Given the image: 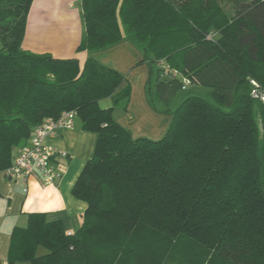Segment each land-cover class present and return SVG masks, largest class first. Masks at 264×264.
Returning <instances> with one entry per match:
<instances>
[{
  "label": "trees",
  "instance_id": "16d2710c",
  "mask_svg": "<svg viewBox=\"0 0 264 264\" xmlns=\"http://www.w3.org/2000/svg\"><path fill=\"white\" fill-rule=\"evenodd\" d=\"M218 4L172 0H82L85 35L77 59L23 49L34 0H0V173L34 131L65 112L98 135L72 191L87 204L83 224L33 214L12 236L8 264H264V0ZM131 42L148 64L151 108L172 115L160 140L134 139L114 118L131 96L118 71L92 55ZM207 97L170 108L183 81ZM110 99L111 108L101 102Z\"/></svg>",
  "mask_w": 264,
  "mask_h": 264
},
{
  "label": "crops",
  "instance_id": "0c3cea01",
  "mask_svg": "<svg viewBox=\"0 0 264 264\" xmlns=\"http://www.w3.org/2000/svg\"><path fill=\"white\" fill-rule=\"evenodd\" d=\"M85 35L82 0H34L29 16L23 49L31 54H49L56 59H77L81 66L89 59L88 52H78ZM101 64L121 73L131 85V96L126 104V115L114 111L115 120L130 131L134 139H162L170 128L173 117L161 116L148 103L146 85L149 68L142 63L143 53L131 42L120 44L92 55ZM140 94L134 99L132 83ZM132 97V98H131ZM111 108L112 101L104 100ZM130 102V104H129ZM119 104V105H120ZM98 135L75 128H57L45 140L48 148L67 154L53 161L62 174L55 186H43L38 178L28 184H14L0 173V264H8L12 236L17 228H26L33 214H45L49 223L61 222L68 234H75L83 224L87 204L76 199L73 188L84 169L92 160Z\"/></svg>",
  "mask_w": 264,
  "mask_h": 264
},
{
  "label": "built area",
  "instance_id": "2783aa9c",
  "mask_svg": "<svg viewBox=\"0 0 264 264\" xmlns=\"http://www.w3.org/2000/svg\"><path fill=\"white\" fill-rule=\"evenodd\" d=\"M159 66L164 69V72H172L174 77H181V74L172 71L165 62H160ZM184 90L190 86L188 78L183 77ZM251 97L264 103V87L255 80L250 81ZM76 112H65L59 120H48L41 127L37 128L29 142L18 150L13 158L12 165L3 172L7 180L14 184H22L25 187V192H28V184L38 178L40 183L45 186H55L62 179V174L58 172L53 161L57 157H66L67 154L48 148L45 145V140L51 137L57 128L73 129L77 123Z\"/></svg>",
  "mask_w": 264,
  "mask_h": 264
},
{
  "label": "rangeland",
  "instance_id": "374dc122",
  "mask_svg": "<svg viewBox=\"0 0 264 264\" xmlns=\"http://www.w3.org/2000/svg\"><path fill=\"white\" fill-rule=\"evenodd\" d=\"M183 0H172L173 3L175 4H180V2H182ZM204 1H210L211 4H218L221 8H223L222 10H224L229 17H233L235 16V11L233 8V4L231 0H184V5L186 4H191L194 6V8L196 9H200L201 12L202 11V7H201V3H203ZM2 49V44L0 42V50ZM145 65L148 67V64L145 63ZM180 80L183 81L182 76L179 77ZM256 81V80H255ZM257 82V81H256ZM258 83V82H257ZM139 86L133 82L132 83V91L134 90V98L131 101H133L134 99L137 100L138 95L140 94V91H138ZM209 89L205 88V87H201V86H188L184 91H181L178 96L176 97V99L174 100L170 110L171 112H175L179 106L182 104V102L188 98V97H192V96H202V97H207V95L209 94ZM132 98V97H131ZM129 102V104H130ZM125 105L126 104H120L118 105V111L120 113H122L123 115H126V109H125ZM102 107L106 106L104 104V102L101 104ZM159 115L161 116H172V115H167V114H162L157 112Z\"/></svg>",
  "mask_w": 264,
  "mask_h": 264
}]
</instances>
